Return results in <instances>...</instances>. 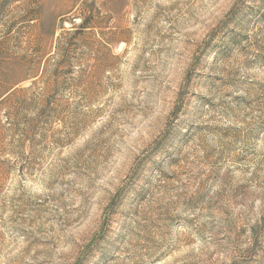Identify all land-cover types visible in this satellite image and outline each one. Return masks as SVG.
Returning <instances> with one entry per match:
<instances>
[{"label":"rangeland","instance_id":"rangeland-1","mask_svg":"<svg viewBox=\"0 0 264 264\" xmlns=\"http://www.w3.org/2000/svg\"><path fill=\"white\" fill-rule=\"evenodd\" d=\"M0 264H264V0H0Z\"/></svg>","mask_w":264,"mask_h":264},{"label":"trees","instance_id":"trees-1","mask_svg":"<svg viewBox=\"0 0 264 264\" xmlns=\"http://www.w3.org/2000/svg\"><path fill=\"white\" fill-rule=\"evenodd\" d=\"M84 22H85V21H83V22H82V24H81V27H80V28H84V27H82V26L84 25Z\"/></svg>","mask_w":264,"mask_h":264}]
</instances>
